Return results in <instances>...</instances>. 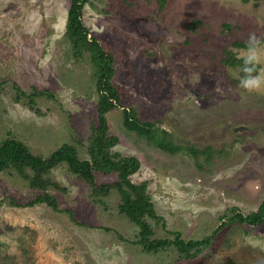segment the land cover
I'll list each match as a JSON object with an SVG mask.
<instances>
[{"label": "rangeland", "instance_id": "rangeland-1", "mask_svg": "<svg viewBox=\"0 0 264 264\" xmlns=\"http://www.w3.org/2000/svg\"><path fill=\"white\" fill-rule=\"evenodd\" d=\"M70 1L0 0V141L42 157L68 144L90 159L99 92L91 51L77 55L67 32ZM82 20L114 58L121 99L107 135L115 162H139L130 180L146 184L158 216L146 217L150 239L214 234L192 258L174 245L145 252L118 211V172L94 169L97 186H110L97 194L65 162L45 173L46 190L10 167L0 172V264H264V220H233L264 202V94L240 88V68L223 62L250 33L264 38V0H89ZM124 111L153 125L151 139L126 129ZM45 193L57 210L30 205Z\"/></svg>", "mask_w": 264, "mask_h": 264}, {"label": "trees", "instance_id": "trees-1", "mask_svg": "<svg viewBox=\"0 0 264 264\" xmlns=\"http://www.w3.org/2000/svg\"><path fill=\"white\" fill-rule=\"evenodd\" d=\"M88 2L89 0L70 1L67 11L66 28L77 55H81L84 49L91 51L90 62L95 69L99 100L97 123L94 127L96 133L91 145L88 147L90 159H80L76 149L68 144L61 145L47 157L34 155L24 143L14 138H7L0 141V172L10 167H14L20 172H24L28 168L33 171V176L30 178L31 186L46 190L52 183L49 179L45 178V173L57 166V164L65 162L73 173L80 175L88 181L97 194L107 193L110 186L105 184L97 186L94 169L98 168V170L106 173L118 172L119 180L114 184L121 192V203L118 205V211L139 228L137 244L145 252H158L160 249L166 248V246L174 245L180 253H183L184 257L192 258L197 255L202 246L209 244L214 233L201 240L189 239L185 241L180 237L179 233L175 234L174 240L167 238L165 240H151V231L146 222V217L157 219L158 216L146 192V184L138 186L134 185L130 180V177L137 172L139 162L134 158L120 159L118 162H115V159H113L116 156L111 152V149L115 146L117 140L107 135L108 124L106 114L115 107L120 106L121 98L119 91L111 82L114 77L113 56L105 51L97 38L89 36V29L83 23L82 9ZM235 44L239 47L245 46L240 41ZM226 55L227 57L223 61L224 64L236 66L240 68V72L242 73V62L236 58V54L233 51L227 50ZM1 85L2 83L0 82V87ZM123 124L127 130L134 131L140 136L151 139L153 125L139 122L132 116V112L124 111ZM157 147L169 150L170 152H174L177 148L176 146L172 147L163 143L157 144ZM36 202L46 203L53 209H58L56 197L49 193L36 196L30 202V205ZM235 218L233 220L239 219V222L248 225L261 223L264 220V202L255 213L247 217L237 214Z\"/></svg>", "mask_w": 264, "mask_h": 264}, {"label": "clouds", "instance_id": "clouds-1", "mask_svg": "<svg viewBox=\"0 0 264 264\" xmlns=\"http://www.w3.org/2000/svg\"><path fill=\"white\" fill-rule=\"evenodd\" d=\"M237 52L243 73L239 87L248 93L264 94V38L250 33L245 46Z\"/></svg>", "mask_w": 264, "mask_h": 264}, {"label": "water", "instance_id": "water-1", "mask_svg": "<svg viewBox=\"0 0 264 264\" xmlns=\"http://www.w3.org/2000/svg\"><path fill=\"white\" fill-rule=\"evenodd\" d=\"M243 129H245V128L240 127V128H235L234 130H236V131H242Z\"/></svg>", "mask_w": 264, "mask_h": 264}]
</instances>
